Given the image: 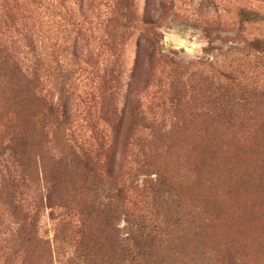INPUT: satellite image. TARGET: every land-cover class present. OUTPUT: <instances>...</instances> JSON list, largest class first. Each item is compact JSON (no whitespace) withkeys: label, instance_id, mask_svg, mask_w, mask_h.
I'll return each instance as SVG.
<instances>
[{"label":"rangeland","instance_id":"1","mask_svg":"<svg viewBox=\"0 0 264 264\" xmlns=\"http://www.w3.org/2000/svg\"><path fill=\"white\" fill-rule=\"evenodd\" d=\"M68 4L76 20L72 24L64 19V9L50 10L44 3L39 7L38 34L47 50L39 71V91L45 104L37 108L29 93L23 105L36 120L45 119L51 128L61 119L49 108H67L71 126L67 134L89 148L105 141L110 144L112 136L119 133L118 124L122 125L115 144L116 159L110 166L118 172L120 169L123 177L127 173L128 179L135 165H130L131 153L124 152L123 138L128 125L135 121L136 91L144 87V79L150 74L144 57L145 38L125 23L119 11L112 16L108 0H68ZM134 9L138 17H154L151 30L156 52L167 60L157 71L154 90H181L174 108L163 110L161 103L155 102L154 112L166 114L169 121L178 124L172 131L155 136L151 174L135 178L131 199L119 202L113 218H109L111 231L121 239L131 226L134 230L141 227L145 233H158V252L181 254L172 264H264V45L258 49L250 46L253 40L264 41V23L241 24L238 18L240 11L264 16V0H134ZM110 15L111 21H103ZM16 27L17 23H11L4 34L6 43L24 51L22 44L15 41ZM53 37V44L57 39L55 48L51 44ZM49 46L55 51H49ZM21 57L26 62L25 54ZM163 70L166 71L162 73ZM218 86L235 90V97L231 95L224 102L227 105H254L259 110L252 123L258 133L250 140H241L242 134L218 140L216 135L207 136L215 130L205 134L192 126L202 121L216 125L215 120L205 116L190 117L188 111L192 115L206 113L207 108L202 106L207 102L206 92L214 93ZM242 87L248 89L245 99L236 91ZM190 96L193 101L184 104L182 99ZM12 104L0 105V118L10 114ZM253 128L241 130L249 134ZM1 130L0 165L8 160L9 152L3 150L10 137ZM130 149L133 151L129 144ZM37 151L22 156L21 168H16L10 159L7 169L0 166V217L1 221L7 218L12 222L16 218L21 225L31 223L41 243L49 244L50 264H61L73 255L74 246L67 242L71 243L74 235L56 229L60 219L52 220L43 194ZM161 173L171 180L166 187L172 186L182 198V226L173 224L177 219L165 214L161 199L145 187L147 181ZM73 182L78 192L72 194L66 211L77 217L85 209L94 213L101 210L122 185L120 180L114 182L106 177L99 180L97 189H102L97 192L79 190V178H73ZM9 205L19 206L16 216L6 210ZM6 224L0 226L4 228ZM232 251L230 260L222 258ZM156 264L171 262L158 254Z\"/></svg>","mask_w":264,"mask_h":264},{"label":"trees","instance_id":"2","mask_svg":"<svg viewBox=\"0 0 264 264\" xmlns=\"http://www.w3.org/2000/svg\"><path fill=\"white\" fill-rule=\"evenodd\" d=\"M50 1L0 0V95L2 96L0 105L13 103L10 114L7 112L8 116L3 114L0 118L2 121V123L0 121V128L3 129L1 131L10 135L7 148L2 149L4 152H9V157L0 166L8 165L9 167L10 159L15 161L13 164L16 168H21L22 156L38 150L46 206L51 208L52 220L60 219L56 229H60L64 233L73 232L74 235L71 243L66 241L70 247L74 246L73 255L60 262L61 264H156L158 254L165 255V260L171 264L172 261L177 263L179 257L176 256L181 255L180 253L158 252L159 245L155 248L159 239L158 233H145L141 227H138L139 230H134L131 226L126 232V237L121 239L111 231L109 224V218H113V212L117 205L119 206V202L125 203L131 199L132 196L129 193L133 190L131 187L135 178L151 174L155 136L159 133L165 134L172 131L178 124L172 120L169 121L166 114H156L153 109L155 102L158 104L160 102L163 110L174 108L178 104V92L181 91H171L170 89L169 93L166 87L161 92L154 90L157 71L158 69L161 71L163 68L160 65L167 61L163 60L156 52L154 32H152L153 29L151 30L154 17H138L134 9V0H108L109 10L113 11L112 16L115 11H119V16L124 17L127 25H132V30L137 29L142 32L141 36L145 38L144 57L150 71L149 77L144 79L146 80L144 87L136 91L138 107L134 112L135 121L128 125L123 138L124 152L131 153L129 162L130 165H135V170L128 173L129 178L127 179L125 177L127 173H124L123 177L122 174H119L120 169L118 172L117 169L110 166L116 159L115 144L118 141L122 125L118 124L119 133L112 136L110 144L106 145L105 141L89 148L85 142H79L67 134L69 131L67 127L70 126L67 108L64 107L60 111L55 107L49 108L50 113H59V120L61 119L60 123H56L55 127L51 128L45 119L36 120L30 114L27 105H23L28 100L29 93L31 101L36 102L37 108L45 104L39 91V71L47 50L40 39V34H38L39 27H41L39 7L44 3L50 10L57 8L61 12L62 8L65 13H63V17L69 24L76 21L68 7V0H55L58 4L52 0L54 6ZM110 17L103 21H111L112 17ZM238 18L241 24L264 23V16L256 12L240 11ZM115 20L118 21L119 18L116 17ZM11 23H17V27L14 29V38L16 43L22 44L24 51L15 49L11 44L6 43L7 39L4 34L10 28ZM117 28L121 27L117 26ZM53 39L54 37L51 38V44H53ZM54 41L52 47L55 48L57 39ZM263 45L264 41L261 39L253 40L250 44L253 49H258ZM49 51L54 52L55 50L49 46ZM21 54H25L28 66L25 65L26 62ZM165 71L163 70L162 73ZM234 91V89L226 88L225 90L222 86H218L216 92H206L207 102L206 105H202L203 108H207L206 113L192 115L193 112L188 111V116L194 118L205 116L208 120H215L216 125L213 127L208 121H202L192 124V126L202 129L205 134H209V130H215L213 134L207 136L216 135L218 140H222V137L233 139L237 134L244 136L240 137L241 140H250L253 134L258 133L257 127L252 123L255 122L259 110L254 105H227L224 103L231 95L235 97ZM236 91L241 92L243 99L248 95L246 87L237 88ZM127 98L128 92L126 100ZM183 99L184 104H189L194 97ZM244 101L247 104L246 100ZM166 103L170 105H165ZM246 126H254L249 134L241 130ZM60 132L61 135H59ZM134 135L136 138L133 140ZM131 140L132 143H130ZM138 140H141V143ZM129 144L130 148L131 145L133 146V151L129 150ZM78 170L79 172L73 175ZM190 174V172L187 173V175ZM106 177L113 179L114 182L118 180L122 182L115 195L111 196V202L108 205L104 204L103 208L95 213L85 209V212L80 213L78 217L67 213L69 199L71 201L72 194L78 192L75 189L73 178H79V190L94 191L99 185V180ZM170 181L166 173H161L157 174L156 179L147 181L145 187L150 193L156 194L159 200L161 199V205L166 208L163 209L164 213L177 219L173 221V224L182 226L180 215L183 214L182 198L180 199V196L174 193L172 186L166 187L168 183L172 184ZM134 188L137 190L135 186ZM101 189L99 187L97 192H101ZM113 199L119 201H113ZM178 204L181 205L178 206ZM7 207L6 210L13 214L12 217L19 212L18 205ZM187 212L192 213L189 210ZM13 220L15 222L9 221L7 218L1 221L0 217V225L7 223L4 228L0 226L3 229L0 232V264H50L47 251L49 244L41 243L35 230L33 231L31 223L26 221L24 225H21L16 218ZM12 224H14L13 228H11ZM156 229L158 232L161 230L159 227ZM89 238L92 239L91 244ZM233 255L232 251L231 254L222 258L228 257L230 260ZM180 264L184 263L180 262Z\"/></svg>","mask_w":264,"mask_h":264}]
</instances>
